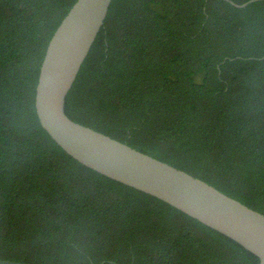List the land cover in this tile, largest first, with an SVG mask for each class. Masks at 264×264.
<instances>
[{"label":"trees","instance_id":"obj_1","mask_svg":"<svg viewBox=\"0 0 264 264\" xmlns=\"http://www.w3.org/2000/svg\"><path fill=\"white\" fill-rule=\"evenodd\" d=\"M77 0H0V259L259 264L168 203L86 167L35 106ZM112 0L66 101L74 121L264 214V0Z\"/></svg>","mask_w":264,"mask_h":264},{"label":"water","instance_id":"obj_2","mask_svg":"<svg viewBox=\"0 0 264 264\" xmlns=\"http://www.w3.org/2000/svg\"><path fill=\"white\" fill-rule=\"evenodd\" d=\"M257 1L243 4L245 7ZM112 0H77L54 32L35 106L42 127L81 164L150 194L240 244L264 264V214L205 180L71 119L67 96L104 26ZM0 168V176L2 173ZM0 264H28L0 259Z\"/></svg>","mask_w":264,"mask_h":264}]
</instances>
